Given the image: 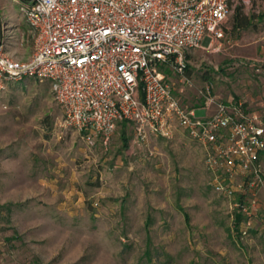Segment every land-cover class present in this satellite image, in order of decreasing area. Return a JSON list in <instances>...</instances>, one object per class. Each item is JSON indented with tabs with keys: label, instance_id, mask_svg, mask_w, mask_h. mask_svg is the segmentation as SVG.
Instances as JSON below:
<instances>
[{
	"label": "rangeland",
	"instance_id": "obj_1",
	"mask_svg": "<svg viewBox=\"0 0 264 264\" xmlns=\"http://www.w3.org/2000/svg\"><path fill=\"white\" fill-rule=\"evenodd\" d=\"M237 8L251 35L264 33V0H232L222 48L186 54L191 86L166 71L182 104L203 105L208 83L222 102L264 87V62L241 55L250 31L233 28ZM0 40L15 58L33 52L13 0H0ZM210 181L202 148L178 128L140 141L122 122L106 145L89 146L62 126L48 82L0 92V264H264V205L252 211Z\"/></svg>",
	"mask_w": 264,
	"mask_h": 264
},
{
	"label": "built area",
	"instance_id": "obj_2",
	"mask_svg": "<svg viewBox=\"0 0 264 264\" xmlns=\"http://www.w3.org/2000/svg\"><path fill=\"white\" fill-rule=\"evenodd\" d=\"M232 0H13L30 27L33 52L18 60L0 40V92L11 82H48L62 126L89 146L106 145L122 122L136 140L171 138L176 128L203 150L212 189L264 205V87L254 110L247 98L219 101L200 90L209 116L197 117L174 95L166 71L184 77L186 54L218 51ZM255 72L262 68L252 64ZM246 208L249 219L255 214ZM256 217V216H255Z\"/></svg>",
	"mask_w": 264,
	"mask_h": 264
},
{
	"label": "crops",
	"instance_id": "obj_3",
	"mask_svg": "<svg viewBox=\"0 0 264 264\" xmlns=\"http://www.w3.org/2000/svg\"><path fill=\"white\" fill-rule=\"evenodd\" d=\"M253 22L251 21L250 24L247 26L249 27ZM254 25V24H252ZM247 27H245L246 31H250L249 29H247ZM238 30V29H237ZM253 31H250V34H246L245 33V37L243 35V37L246 39L247 43H245L244 46H242V56L247 57L249 59L252 60H259L264 62V33H260L258 32L257 34H253L251 35ZM254 33V32H253ZM258 37V38H257ZM257 43H260L261 45L259 46ZM12 55L13 53L10 52ZM246 55V56H245ZM31 55L27 56V57H14L15 59L18 60H27ZM246 98L247 100H256V102H258V100H260V91L258 92V94L256 95H252L251 93L246 94ZM203 103V100H202ZM253 103V101H252ZM195 107V106H194ZM195 109H199L205 112L204 117L205 116H209L212 112H213V107L209 108V109H205L203 108V105L199 106V107H195Z\"/></svg>",
	"mask_w": 264,
	"mask_h": 264
},
{
	"label": "trees",
	"instance_id": "obj_4",
	"mask_svg": "<svg viewBox=\"0 0 264 264\" xmlns=\"http://www.w3.org/2000/svg\"><path fill=\"white\" fill-rule=\"evenodd\" d=\"M251 18L248 16H244L240 13L239 8L235 10V14L233 16V28L234 29H241L245 28L250 24ZM124 142H127V140L124 139Z\"/></svg>",
	"mask_w": 264,
	"mask_h": 264
}]
</instances>
